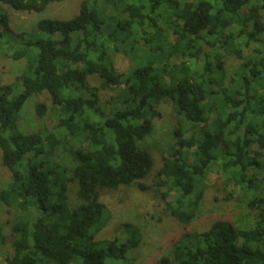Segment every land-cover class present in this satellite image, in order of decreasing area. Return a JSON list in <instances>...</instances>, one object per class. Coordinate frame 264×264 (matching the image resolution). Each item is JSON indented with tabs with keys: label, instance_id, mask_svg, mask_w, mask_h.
I'll list each match as a JSON object with an SVG mask.
<instances>
[{
	"label": "trees",
	"instance_id": "1",
	"mask_svg": "<svg viewBox=\"0 0 264 264\" xmlns=\"http://www.w3.org/2000/svg\"><path fill=\"white\" fill-rule=\"evenodd\" d=\"M62 1L0 0V52L24 63L0 86V162L11 176L0 201L16 213L6 264H134L136 226L125 224V240L96 239L108 220L100 191L148 190L154 160L140 143L166 102L178 128L156 183L172 197L164 214L190 224L217 166L219 188L239 189L255 222L184 232L152 264H264V0H81L70 19L41 18L26 39L11 29L8 10L39 15ZM116 53L132 64L125 74ZM226 58L239 62L230 76ZM90 77L116 91L108 112ZM43 93L50 105L35 112L51 116L54 130L22 131L25 103ZM62 141L85 146L71 152L70 178L52 160Z\"/></svg>",
	"mask_w": 264,
	"mask_h": 264
},
{
	"label": "rangeland",
	"instance_id": "2",
	"mask_svg": "<svg viewBox=\"0 0 264 264\" xmlns=\"http://www.w3.org/2000/svg\"><path fill=\"white\" fill-rule=\"evenodd\" d=\"M80 2L81 0H65L49 6L45 13L39 15L8 10L11 29L26 39L37 32L36 24L41 18L70 19L79 10ZM12 55L13 51L11 50H8L6 56L2 54V51L0 52V86L11 84L23 70V60L14 61ZM112 61L119 74L127 73L132 67L130 60L120 53L113 54ZM225 61L227 75L230 76L239 62L233 58H226ZM88 81L91 87L98 89L96 93L99 97L101 110L108 112L111 107L108 103L116 91L100 89L99 80L96 77H90ZM38 104L48 107L50 105L48 94L35 95L25 103L19 117V128L22 131L37 132L43 127L49 131L54 130L56 123L51 116L46 114L42 119L37 117L35 108ZM156 110L160 115L153 120V130L150 136L140 143V146L147 150L154 160V167L150 175L142 181L148 190L142 192L132 186L100 191V202L106 207L108 220L106 227L97 234L96 239L105 240L117 237L120 240H125V224L136 226L140 242L138 247L129 254V258L133 260L134 264H152L158 258L169 253L172 241L181 234L203 232L217 220L230 221L239 229L252 228L255 222L244 203L248 200L239 189L231 187L224 192L219 188L216 182L220 181L221 174L217 166L211 169L207 177L206 185H209L210 188L205 190L199 211L190 224H182L164 214L165 203L171 202L172 197L165 195L166 190L159 188L156 183L162 160L168 158L170 148L175 144L174 132L178 128V124L171 103H163ZM188 133L190 132L186 134L188 135ZM84 148V145L77 142L68 144L62 141L52 160L63 166L67 171V177L70 178V171L74 168L71 152ZM263 177L264 173L260 178ZM10 179V174L0 162V192L9 185ZM77 190L76 182L71 181L68 184L67 192L70 207H75L80 203ZM15 216L16 213L8 210L0 201V227L5 239V244L0 247V264H6L5 257L12 254L11 226Z\"/></svg>",
	"mask_w": 264,
	"mask_h": 264
}]
</instances>
